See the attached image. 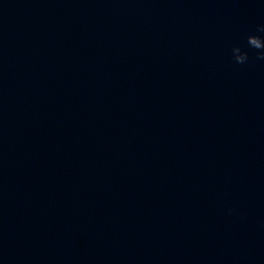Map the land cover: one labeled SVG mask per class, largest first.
I'll return each instance as SVG.
<instances>
[{"label":"water","instance_id":"1","mask_svg":"<svg viewBox=\"0 0 264 264\" xmlns=\"http://www.w3.org/2000/svg\"><path fill=\"white\" fill-rule=\"evenodd\" d=\"M262 24L264 0H0V264H264Z\"/></svg>","mask_w":264,"mask_h":264},{"label":"clouds","instance_id":"2","mask_svg":"<svg viewBox=\"0 0 264 264\" xmlns=\"http://www.w3.org/2000/svg\"><path fill=\"white\" fill-rule=\"evenodd\" d=\"M257 33H264V24L256 27ZM246 45L249 49L255 50V58L264 61V37L259 35L246 36ZM232 60L239 65L249 62L247 51H243L240 46L234 45L231 49Z\"/></svg>","mask_w":264,"mask_h":264}]
</instances>
